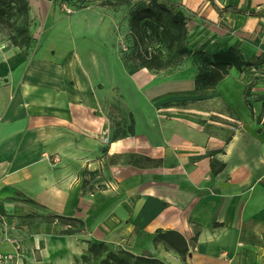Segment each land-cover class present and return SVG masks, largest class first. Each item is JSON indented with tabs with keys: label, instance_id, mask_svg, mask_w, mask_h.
<instances>
[{
	"label": "crops",
	"instance_id": "crops-1",
	"mask_svg": "<svg viewBox=\"0 0 264 264\" xmlns=\"http://www.w3.org/2000/svg\"><path fill=\"white\" fill-rule=\"evenodd\" d=\"M26 1L32 51L0 28V206L25 200L170 264H264V0H157L185 16L190 52L160 71L126 57L116 0ZM214 55L228 75L199 88ZM111 110L131 136L111 138ZM158 231L184 237V260ZM40 245L4 261L1 233L0 264H41Z\"/></svg>",
	"mask_w": 264,
	"mask_h": 264
},
{
	"label": "trees",
	"instance_id": "trees-1",
	"mask_svg": "<svg viewBox=\"0 0 264 264\" xmlns=\"http://www.w3.org/2000/svg\"><path fill=\"white\" fill-rule=\"evenodd\" d=\"M29 23L26 0H0V28L9 31L13 46L26 50L33 45V40L28 34ZM129 28L133 46L130 59L139 67L156 71L175 69L189 56L186 18L181 11L168 7L164 2L150 0L148 4L136 8L129 20ZM153 44L163 45L167 55L163 57L153 48ZM199 55L200 52H195L192 57L197 58ZM201 65L205 71L200 70L197 73V87L213 89L228 75L232 63L221 55H214L212 59L203 60ZM220 169L221 167L214 169L211 164L213 174ZM67 219L80 222L76 218ZM154 242L162 243L166 251H174L184 260L187 243L181 234L175 231H158ZM110 255L118 264H130L128 259L133 260L132 264H168L147 252L134 256L121 251L117 258L115 254Z\"/></svg>",
	"mask_w": 264,
	"mask_h": 264
},
{
	"label": "rangeland",
	"instance_id": "rangeland-1",
	"mask_svg": "<svg viewBox=\"0 0 264 264\" xmlns=\"http://www.w3.org/2000/svg\"><path fill=\"white\" fill-rule=\"evenodd\" d=\"M149 2L150 0H116L113 3H109V9L117 15L115 18L118 19V31L125 39L122 45L128 49L125 51L126 57H129L128 59L132 56L133 46L130 41H128L130 43H127L130 28H127L126 22H129L136 8ZM165 4L170 7L168 2ZM6 35L10 38L8 30H6ZM153 48L160 52L163 57L167 55V50L163 45L153 44ZM31 49H33V45L24 51L30 52L32 51ZM193 59L196 62L198 57ZM108 120L109 123L106 125V130L110 128V131L113 132L112 139L116 136H131L130 124L117 119L113 110L109 111ZM80 222H73L62 215L45 214L33 204L21 199H17L16 202L9 204V206L1 205L0 234L6 233L10 237L16 252L14 256H10L11 258L2 256V259L9 261L10 259L19 258L22 246L29 245L33 239L41 243L39 249L35 251L36 259L41 264H118L117 260L110 254H115L117 258L121 251H126L134 256L145 253L134 254L120 245L92 241L87 237L82 221ZM157 258L167 262L165 258L160 256ZM128 262L132 264L133 260L128 259ZM167 263L170 264L169 262Z\"/></svg>",
	"mask_w": 264,
	"mask_h": 264
},
{
	"label": "built area",
	"instance_id": "built-area-1",
	"mask_svg": "<svg viewBox=\"0 0 264 264\" xmlns=\"http://www.w3.org/2000/svg\"><path fill=\"white\" fill-rule=\"evenodd\" d=\"M66 11H67L68 14L71 13V11L68 10V9H67ZM238 128H239V127H238V124H235V125L233 124V126H232V130H233V131H236Z\"/></svg>",
	"mask_w": 264,
	"mask_h": 264
}]
</instances>
